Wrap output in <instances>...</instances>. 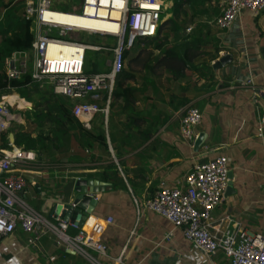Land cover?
<instances>
[{
  "label": "crops",
  "instance_id": "crops-1",
  "mask_svg": "<svg viewBox=\"0 0 264 264\" xmlns=\"http://www.w3.org/2000/svg\"><path fill=\"white\" fill-rule=\"evenodd\" d=\"M163 1L166 9L156 35L138 40L125 57L124 87L131 90L112 99L106 122L99 113L89 127L77 118L94 133L104 131L107 151L96 140L88 148L73 136L65 138V131L74 132L68 123L60 125L62 137L53 136V121L40 113L45 102L35 94L34 102L17 93L4 94L16 99L11 103L16 105L13 124L33 137L47 136L45 151L39 145L40 152L21 147L35 154L22 195L52 219L58 205L72 201L75 180L97 179L104 190L94 194L97 203L80 227L106 246L105 255L94 253L104 264H231L221 249L208 258L181 229L142 204L162 185L182 187L185 173L196 163L224 155L230 184L213 210L212 233L220 236L226 229L240 228L264 232V9L257 14L242 10L230 27L219 29L214 19L226 0H201L175 19L177 30L169 21L173 0L169 5ZM167 51L185 65L159 63ZM96 52L103 54L97 70L106 69L111 53ZM189 53L191 61L186 59ZM223 54L228 61L213 68ZM48 87L41 85L40 90ZM189 106L202 114L196 131L204 137L197 147L180 137V119ZM5 131L17 147L15 133ZM68 233L76 230L69 228ZM33 236L38 237L29 241ZM0 264L90 263L58 244L52 234L16 228L0 240Z\"/></svg>",
  "mask_w": 264,
  "mask_h": 264
},
{
  "label": "built area",
  "instance_id": "built-area-1",
  "mask_svg": "<svg viewBox=\"0 0 264 264\" xmlns=\"http://www.w3.org/2000/svg\"><path fill=\"white\" fill-rule=\"evenodd\" d=\"M22 1L23 16L30 21L34 38L28 50L14 51L6 58L8 79L19 78L28 71L32 80L47 84L56 95L68 97L72 114L85 127L90 126L98 113L106 122L115 79L124 67V52L131 50L139 38L156 35L164 1L78 0L72 10L66 11L59 9L56 0ZM262 9L264 0H226L214 24L226 29L242 10L257 14ZM68 17L85 18L90 23L66 20ZM81 33L101 36L112 43L88 42L82 39ZM51 44L65 45L68 50L50 55ZM88 50L111 53V58L106 60L108 67L85 72ZM3 96H0V132L7 130L13 119L11 104ZM201 118L199 108L189 106L180 119V137L189 145L195 143ZM258 129L261 131L262 127ZM9 145L10 148L0 149V240L16 228L27 234H52L58 244L90 264H104L94 254H106V246L99 238L80 227L77 221L65 220L59 215L47 218L23 197L27 184L25 173L35 154L15 147L12 142ZM228 173V159L224 155L200 161L185 173L182 187L162 185L142 207L163 216L173 228L181 229L184 237L210 259L221 249L231 264H264V232L226 229L216 236L211 231L213 210L223 200ZM68 204L75 207L72 202ZM69 228L76 233H68ZM37 237L29 241L34 242Z\"/></svg>",
  "mask_w": 264,
  "mask_h": 264
},
{
  "label": "trees",
  "instance_id": "trees-1",
  "mask_svg": "<svg viewBox=\"0 0 264 264\" xmlns=\"http://www.w3.org/2000/svg\"><path fill=\"white\" fill-rule=\"evenodd\" d=\"M201 0H173L171 8L172 18L169 19L171 25L175 26V29H179L178 24H175V19L181 14L185 13L186 9L196 6L197 2ZM23 1L22 0H0V96L4 94H13L17 93L19 96L24 99L34 102L33 94L40 99V101L45 102V106L41 115L49 118V121H53V127L50 128L53 136L62 137V132L64 129L60 128L62 123H68V127L72 128L74 132L65 131L64 137L71 139L70 136H73L75 140L85 147H92V140L98 141L99 146L107 151V142L104 131L98 129L95 133L93 130L87 129L82 126L79 120L72 114L71 107L72 102L70 99L63 95H56L52 92L51 87L46 91L40 90V84L32 80L30 73L27 71L22 74L19 78L8 79L6 74V65L5 60L12 54L14 51H23L28 50L31 46V42L34 38V34L31 30V23L29 20L25 19L23 16ZM78 0H61L58 3V7L61 10H72V5ZM21 8V9H20ZM20 9V12H19ZM3 10V12H2ZM162 19V17H161ZM147 37L139 38V40ZM192 48H196L195 45ZM198 48V47H197ZM129 51L124 52V57H127ZM151 56V54H150ZM187 61H191L190 53L187 55ZM193 57V55H192ZM87 60V53H86ZM85 60V63H86ZM159 63H163L168 66H177L183 67L185 61L179 59L175 54L170 53L169 51L164 53V56L158 60ZM205 64V62H203ZM98 71L97 68H87L85 65V72L91 73ZM128 78V73L124 68L117 75L112 90V99L116 96L122 95L125 96V93L130 91L131 88L128 86L124 87V81ZM48 93L49 96H46ZM112 103V101H111ZM110 103V104H111ZM9 131L15 133L14 143L17 147H24L25 149H33L40 152L46 150L48 142L47 136L37 134L35 137L30 135V132L24 131L21 125H18L14 122L8 127ZM7 131L1 132L0 140L3 142L0 146L1 148H10ZM39 145L40 149H37Z\"/></svg>",
  "mask_w": 264,
  "mask_h": 264
},
{
  "label": "water",
  "instance_id": "water-1",
  "mask_svg": "<svg viewBox=\"0 0 264 264\" xmlns=\"http://www.w3.org/2000/svg\"><path fill=\"white\" fill-rule=\"evenodd\" d=\"M230 57L228 54L221 55L215 62H213L212 67L217 68L220 67L222 64L226 63ZM11 142L13 143V135L10 134ZM204 134H200L194 143V146L197 147L201 144ZM228 184L229 181H228ZM104 185H102L97 179H84L78 178L75 180L74 184V196L72 198V203L75 204V207H71L69 204L64 206L58 205L56 215H60L65 220L69 221H77L80 225L82 222L83 216L88 215L97 203V199L94 198V194L99 191L104 190Z\"/></svg>",
  "mask_w": 264,
  "mask_h": 264
},
{
  "label": "rangeland",
  "instance_id": "rangeland-1",
  "mask_svg": "<svg viewBox=\"0 0 264 264\" xmlns=\"http://www.w3.org/2000/svg\"><path fill=\"white\" fill-rule=\"evenodd\" d=\"M59 1L60 0H56V3H59ZM169 2H170V0H167V4L168 5H169ZM81 37H82L83 40L87 39L88 42H94V43L100 44V45L107 44V41H105L101 36H96L95 35V36L90 37L87 34L81 33ZM98 53H99V55L97 56ZM101 53L100 52L93 51V50H88L87 51V60H86V63H85L86 67L87 68H90V69H92V68H98L99 67V64L102 63L101 59L103 58V54H101ZM104 53L106 54L105 51H104ZM126 62H127V60H125V64H126ZM48 89H50V88L48 87ZM3 97H4V99L8 100L10 102V104L16 100L14 97L10 98L9 95H7V96L4 95ZM12 106L13 105H11V111H12V108L16 107V105L13 106V107Z\"/></svg>",
  "mask_w": 264,
  "mask_h": 264
},
{
  "label": "bare ground",
  "instance_id": "bare-ground-1",
  "mask_svg": "<svg viewBox=\"0 0 264 264\" xmlns=\"http://www.w3.org/2000/svg\"><path fill=\"white\" fill-rule=\"evenodd\" d=\"M166 9V7H164ZM82 17V16H80ZM162 17V16H161ZM70 19H66V20H69V21H72V20H77L79 22H83L84 24H88V22L90 23V20L88 19H85V18H78V19H75V18H72V17H68ZM91 25V24H90ZM97 29H100V27H98ZM68 50L67 46L65 45H62V44H58V45H55V44H51L49 47H48V53L50 55H53V54H58L60 52L64 53Z\"/></svg>",
  "mask_w": 264,
  "mask_h": 264
}]
</instances>
